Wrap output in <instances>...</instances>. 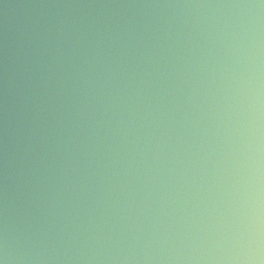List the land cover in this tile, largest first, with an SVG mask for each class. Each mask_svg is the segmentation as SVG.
I'll list each match as a JSON object with an SVG mask.
<instances>
[{
    "label": "water",
    "instance_id": "95a60500",
    "mask_svg": "<svg viewBox=\"0 0 264 264\" xmlns=\"http://www.w3.org/2000/svg\"><path fill=\"white\" fill-rule=\"evenodd\" d=\"M248 3L260 0H0V223L6 208L11 230L41 234L36 264H224L219 257L244 246L255 211L257 90L264 216V9L228 5ZM117 36L168 69L162 163L119 211L91 201L65 208L49 188L51 168L39 183L26 179L25 125L35 113L23 96L39 103L59 91L93 44ZM33 146L52 163L51 141Z\"/></svg>",
    "mask_w": 264,
    "mask_h": 264
},
{
    "label": "clouds",
    "instance_id": "9594fccd",
    "mask_svg": "<svg viewBox=\"0 0 264 264\" xmlns=\"http://www.w3.org/2000/svg\"><path fill=\"white\" fill-rule=\"evenodd\" d=\"M228 7L264 9V0L258 4ZM121 40L124 43L117 44ZM41 67L51 70L53 65L45 63ZM167 72L166 67L162 70L155 53L130 45L124 37L117 36L107 44H93L80 58L78 67L60 76L59 91L46 90V98L39 103H36V94L25 92L22 106L25 110L34 106L35 113L34 119L25 125L23 150L30 163L26 179L39 183L42 170L51 168L55 174L50 177L49 188L58 189L56 196L61 198L65 208L73 204L87 206L88 201L93 205L116 207L117 211L129 206L140 194L139 186L147 187L151 182L149 178L162 163V145L167 144L164 139L166 88L162 81ZM257 82L259 84L258 77ZM28 87L26 80L25 88ZM61 93L64 98L58 100ZM256 101L255 211L245 228L244 246L234 254L218 258L224 264H264L258 90ZM46 119L47 128L43 126ZM33 138L37 144L51 141L52 163L48 162L46 152L35 153ZM86 233L87 228L82 235ZM71 235L69 233V238ZM40 243L39 232L11 230L5 208L0 223V264H36L43 259L33 254Z\"/></svg>",
    "mask_w": 264,
    "mask_h": 264
}]
</instances>
